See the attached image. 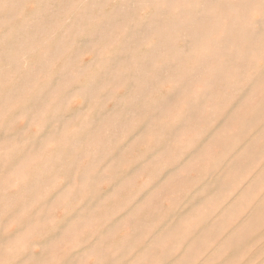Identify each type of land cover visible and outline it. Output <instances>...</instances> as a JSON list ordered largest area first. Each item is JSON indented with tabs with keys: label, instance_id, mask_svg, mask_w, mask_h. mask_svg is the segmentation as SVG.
<instances>
[{
	"label": "rangeland",
	"instance_id": "rangeland-1",
	"mask_svg": "<svg viewBox=\"0 0 264 264\" xmlns=\"http://www.w3.org/2000/svg\"><path fill=\"white\" fill-rule=\"evenodd\" d=\"M0 264H264V0H0Z\"/></svg>",
	"mask_w": 264,
	"mask_h": 264
},
{
	"label": "bare ground",
	"instance_id": "bare-ground-1",
	"mask_svg": "<svg viewBox=\"0 0 264 264\" xmlns=\"http://www.w3.org/2000/svg\"><path fill=\"white\" fill-rule=\"evenodd\" d=\"M81 74V73H80ZM261 134V133H260ZM261 136V135H260ZM232 163H234V162H232ZM234 165V164H233ZM234 166H236V165H234ZM231 169H232V167H231ZM263 170V169H262ZM42 172V171H41ZM259 172H261V171H259ZM259 174V173H258ZM256 179V178H255ZM262 200V199H261ZM258 205V204H257ZM261 208H262V206H261ZM244 222V221H243ZM241 226H242V224H241ZM66 227V226H65ZM239 227V226H238ZM242 227H244V225L242 226ZM235 230V229H234ZM237 230V229H236ZM239 230V229H238ZM241 230V229H240ZM88 240V239H87ZM234 244V243H233ZM217 250H218V248H216ZM235 254V253H234ZM210 255V254H209ZM233 255V254H232ZM233 256H235V255H233Z\"/></svg>",
	"mask_w": 264,
	"mask_h": 264
}]
</instances>
